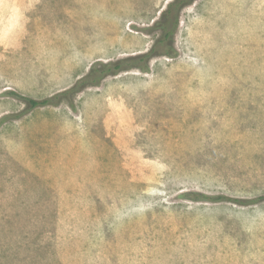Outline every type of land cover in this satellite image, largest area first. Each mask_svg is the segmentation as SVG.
Masks as SVG:
<instances>
[{
	"label": "rangeland",
	"instance_id": "374dc122",
	"mask_svg": "<svg viewBox=\"0 0 264 264\" xmlns=\"http://www.w3.org/2000/svg\"><path fill=\"white\" fill-rule=\"evenodd\" d=\"M170 1L0 0V264H264V0H193L173 58L21 98L146 53Z\"/></svg>",
	"mask_w": 264,
	"mask_h": 264
},
{
	"label": "trees",
	"instance_id": "16d2710c",
	"mask_svg": "<svg viewBox=\"0 0 264 264\" xmlns=\"http://www.w3.org/2000/svg\"><path fill=\"white\" fill-rule=\"evenodd\" d=\"M192 1L193 0H171L167 3L165 9L162 10L159 19L154 22V28L159 32V36L154 41L150 50L146 53L129 56L116 61L94 63L90 66L87 74L79 79L71 88L57 93L52 97L43 100H33L27 97H21L26 104L27 109L31 110L37 107L57 105L62 100H66L68 104L71 105L72 95L79 93L84 88L98 86L99 83L108 76H115L121 72L129 71L134 68L146 72L148 70L147 64L149 60L156 56L173 58L175 56V51L172 42L174 32L178 25V15L181 9ZM186 196L194 201H229L239 205L254 204L262 200L261 198H258L252 201H239L231 200L224 196H208L198 193H188Z\"/></svg>",
	"mask_w": 264,
	"mask_h": 264
}]
</instances>
